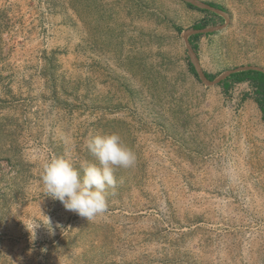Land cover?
<instances>
[{"label":"rangeland","instance_id":"374dc122","mask_svg":"<svg viewBox=\"0 0 264 264\" xmlns=\"http://www.w3.org/2000/svg\"><path fill=\"white\" fill-rule=\"evenodd\" d=\"M247 68L264 0H0V264H264V115L248 82L215 81ZM110 133L136 162L85 220L44 166L83 176ZM46 215L55 234L31 237Z\"/></svg>","mask_w":264,"mask_h":264},{"label":"clouds","instance_id":"9594fccd","mask_svg":"<svg viewBox=\"0 0 264 264\" xmlns=\"http://www.w3.org/2000/svg\"><path fill=\"white\" fill-rule=\"evenodd\" d=\"M87 149L96 158L98 165L82 164L83 176L70 159L57 157L44 166L41 179L46 196L60 201L67 211L85 220H93L107 211L105 191L116 184L114 169L134 166L136 156L116 133L95 135L87 142ZM47 218L46 222L25 225L31 237L34 234L35 238L36 229L41 224L50 235L55 234L53 224Z\"/></svg>","mask_w":264,"mask_h":264},{"label":"trees","instance_id":"16d2710c","mask_svg":"<svg viewBox=\"0 0 264 264\" xmlns=\"http://www.w3.org/2000/svg\"><path fill=\"white\" fill-rule=\"evenodd\" d=\"M211 6L216 7L218 9H222L223 7L215 4V3H211ZM196 7V6H193ZM200 9V8H199ZM203 11L207 12V13H212L215 16H217L218 18L222 17L214 12H211L208 9H203ZM209 25V22L206 20L201 21L198 24L194 25V28L197 30H201L205 27H207ZM201 36V33H195L193 35H191V40H196ZM189 67L192 70V72L199 77V74L194 66V64L192 62H189ZM205 76L209 79V80H214L216 78L215 74L212 73H208L205 72ZM241 82H248L253 90L254 93V99L256 100V102L259 104V107L261 109V111L263 112L264 115V71L263 70H258V69H246V70H241V71H236V72H232L230 73L227 77H225L224 79H222L220 81V84L222 85V87L224 88V91H229V89L236 83H241Z\"/></svg>","mask_w":264,"mask_h":264},{"label":"water","instance_id":"95a60500","mask_svg":"<svg viewBox=\"0 0 264 264\" xmlns=\"http://www.w3.org/2000/svg\"><path fill=\"white\" fill-rule=\"evenodd\" d=\"M201 30H197V33L198 32H200ZM247 69H256V68H247ZM241 70H246V69H236V70H233V71H231V72H229L227 75H225V76H223L221 79L220 78H218V79H214L215 81H221L222 79H224L225 77H227L230 73H232V72H236V71H241ZM258 70H261V69H258ZM264 71V70H263ZM205 75V74H204ZM211 81H213V80H211Z\"/></svg>","mask_w":264,"mask_h":264}]
</instances>
